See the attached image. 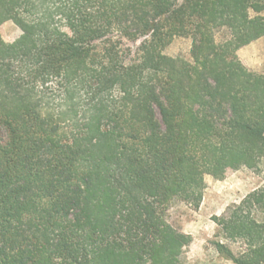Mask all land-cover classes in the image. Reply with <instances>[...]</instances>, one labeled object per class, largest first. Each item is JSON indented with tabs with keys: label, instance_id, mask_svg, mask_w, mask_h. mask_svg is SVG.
<instances>
[{
	"label": "trees",
	"instance_id": "1",
	"mask_svg": "<svg viewBox=\"0 0 264 264\" xmlns=\"http://www.w3.org/2000/svg\"><path fill=\"white\" fill-rule=\"evenodd\" d=\"M6 21L0 264H182L169 210L199 209L208 175L264 172V73L237 55L264 0H0ZM178 36L191 61L165 54ZM214 221L222 257L264 264V181Z\"/></svg>",
	"mask_w": 264,
	"mask_h": 264
},
{
	"label": "rangeland",
	"instance_id": "2",
	"mask_svg": "<svg viewBox=\"0 0 264 264\" xmlns=\"http://www.w3.org/2000/svg\"><path fill=\"white\" fill-rule=\"evenodd\" d=\"M58 35L67 36L69 30L64 26L55 29ZM22 34L13 21L0 26V35L6 44H11ZM223 33L217 36L221 37ZM141 40H123V50L128 58L138 51ZM193 40L191 37H175L164 50L165 54L191 61ZM237 55L244 66L258 73H264V36L238 50ZM264 172L249 167L227 169L219 176H206V189L199 209L194 210L183 203H177L168 212V220L188 236L182 264H233L222 257L211 241L215 238L218 226L214 221L225 209L239 202L246 194L262 185Z\"/></svg>",
	"mask_w": 264,
	"mask_h": 264
}]
</instances>
